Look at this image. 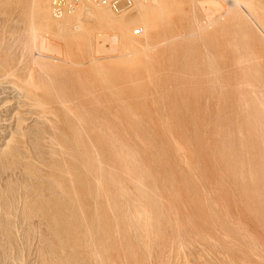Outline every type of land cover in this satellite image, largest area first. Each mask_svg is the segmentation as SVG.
I'll list each match as a JSON object with an SVG mask.
<instances>
[{"label": "rangeland", "instance_id": "rangeland-1", "mask_svg": "<svg viewBox=\"0 0 264 264\" xmlns=\"http://www.w3.org/2000/svg\"><path fill=\"white\" fill-rule=\"evenodd\" d=\"M180 1L189 34L202 0ZM37 8L0 0V264H264V113L238 86L259 29L234 10L214 40L152 50L135 20L105 53L51 33L60 53L34 88Z\"/></svg>", "mask_w": 264, "mask_h": 264}, {"label": "bare ground", "instance_id": "bare-ground-1", "mask_svg": "<svg viewBox=\"0 0 264 264\" xmlns=\"http://www.w3.org/2000/svg\"><path fill=\"white\" fill-rule=\"evenodd\" d=\"M192 1L193 2H190V4L193 6V4H195V0H192ZM222 1H226L229 7L227 5V8H224ZM51 2L52 0H38V8H37L38 25L30 26L27 29V31L23 34L24 40H22V43L24 47L29 45L28 51L32 54V63H33L32 65H34L37 69V74H36L37 82L35 81V76L33 75V73L30 74L29 72L30 75H29V78L26 80V83L28 85L33 86L34 88H37L36 83L38 82H40L43 86L45 78L49 79V82H51L49 71L52 70L53 67L52 65L48 63L47 59L53 53H58V54L60 53L58 46L52 42V38L50 36L51 33H54L55 35L59 36L65 42L66 45H71V44H74L77 46L87 45L92 48L93 44H95L97 46L96 50L98 53L102 51L105 53L106 49H104L105 46L102 43H105L106 41H109L111 43L112 47L110 49L112 50L118 49L119 46H124L123 48L124 50H126L127 49L126 45H122V36L120 32L122 33V28H127L130 22L132 21L135 22V20H139L140 23H142V25L140 28H137L136 30L139 29L138 35H142L145 37L143 39L144 46H146L149 49L156 50L157 47L164 44L166 41L176 40V39L183 38L186 36H189V37L197 36V37L202 38L205 41L214 40L217 33L219 32L221 28V24H223L225 22L226 17L229 14H232L233 11L235 10L236 11L235 18L237 16L239 18H244L247 23H253V25L257 29H259V31L264 36V3L262 0H202L199 3L202 9V16L199 18L196 15V12H194L195 14L194 23H195L196 28L189 34H182L180 33V31L173 29L174 27L173 23H175L176 20L181 18L180 7L182 5V2L180 0H130V3H131L130 7L127 9L120 10V11H116L109 6H105V5H101L97 3L83 2V3H80L72 13L64 16L63 18L54 17L52 10H51ZM150 2L154 4L153 7H149L148 3ZM258 8L261 9L262 11L261 13L259 12ZM193 10L195 11V8ZM155 11L159 12V15L157 17H153V14ZM109 28L115 29L116 32L108 34L107 30ZM161 31L164 32L163 36L162 34H160ZM133 33L136 34L135 32ZM170 36L171 38L169 39L168 37ZM253 37H254V50L246 54L239 53L238 63L240 66L242 77L239 81L238 86L239 88H241V90L242 88H246L248 92L251 93L252 95L251 101H253V103L256 102L255 105L258 104L259 105L258 108H261V111L264 113V84L261 87H259V80L257 78V75L254 78L251 76V73H254L253 71L258 72L261 69V66L262 68H264L263 67L264 66V44L258 43L256 41L257 38L255 35H253ZM134 52H129V53H134ZM126 54L128 53L126 52ZM62 59L63 58H61V60ZM122 59H124V56ZM259 75L261 78L262 75L261 74ZM242 96H243V92H242ZM245 102L248 104L250 101L245 100ZM249 110H251V108ZM242 137H239V138H242ZM263 137L262 139H264ZM261 146L263 145L261 144ZM98 165H102V163L98 161ZM136 183L138 186L137 188L138 190H142L144 188V184L140 178L136 180ZM128 188H130V190L133 191L132 187L129 186ZM130 190L129 192L131 193L129 192L126 193L124 191L123 192L124 194L122 195L127 197L128 194H132V191ZM134 196L136 195L134 194ZM123 201L124 200H122V202ZM138 215L140 219L139 221L143 225L144 224V214L138 213Z\"/></svg>", "mask_w": 264, "mask_h": 264}, {"label": "built area", "instance_id": "built-area-1", "mask_svg": "<svg viewBox=\"0 0 264 264\" xmlns=\"http://www.w3.org/2000/svg\"><path fill=\"white\" fill-rule=\"evenodd\" d=\"M97 3L109 6L116 11L127 9L130 7V0H52L51 10L56 18H63L64 16L72 13L80 3ZM139 34V29L136 30Z\"/></svg>", "mask_w": 264, "mask_h": 264}]
</instances>
